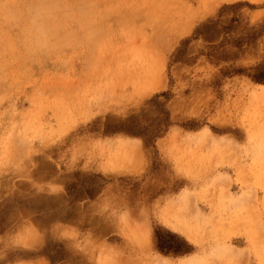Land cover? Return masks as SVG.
<instances>
[{
  "label": "rangeland",
  "instance_id": "obj_1",
  "mask_svg": "<svg viewBox=\"0 0 264 264\" xmlns=\"http://www.w3.org/2000/svg\"><path fill=\"white\" fill-rule=\"evenodd\" d=\"M263 71L264 0H0V264H264Z\"/></svg>",
  "mask_w": 264,
  "mask_h": 264
},
{
  "label": "trees",
  "instance_id": "obj_2",
  "mask_svg": "<svg viewBox=\"0 0 264 264\" xmlns=\"http://www.w3.org/2000/svg\"><path fill=\"white\" fill-rule=\"evenodd\" d=\"M201 30L195 32V36H201ZM257 69L262 70L263 68L258 67ZM239 73L240 71H235ZM250 78L259 84H264V71L251 75ZM158 97H155L157 99ZM156 107L160 108V115L152 120V123L146 124L139 118L129 117L128 119L112 124L102 125L103 135H114V134H123L126 136L140 138L144 143H152L156 139L162 137L168 128V114L161 109V105L156 103ZM94 191H90L89 194ZM173 240L175 238L172 234H167ZM158 240V250L164 255H182L186 254L187 251L183 250L181 245H170L169 242L161 241L159 235L156 234Z\"/></svg>",
  "mask_w": 264,
  "mask_h": 264
}]
</instances>
